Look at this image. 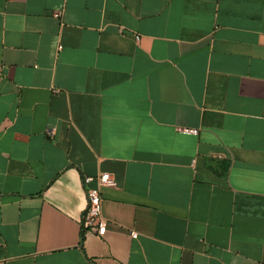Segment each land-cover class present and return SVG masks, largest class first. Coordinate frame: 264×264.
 Wrapping results in <instances>:
<instances>
[{"label":"crops","instance_id":"obj_1","mask_svg":"<svg viewBox=\"0 0 264 264\" xmlns=\"http://www.w3.org/2000/svg\"><path fill=\"white\" fill-rule=\"evenodd\" d=\"M0 264H264V0H0Z\"/></svg>","mask_w":264,"mask_h":264},{"label":"built area","instance_id":"obj_2","mask_svg":"<svg viewBox=\"0 0 264 264\" xmlns=\"http://www.w3.org/2000/svg\"><path fill=\"white\" fill-rule=\"evenodd\" d=\"M61 15L62 14L60 12L55 14L56 17ZM183 132L188 135H198L199 130L183 129ZM93 181L94 179L91 177L84 178V184H89ZM97 185L98 186L96 188H89L87 190V208L82 218V226L84 229L95 232L98 235H104L107 230V226L105 220L102 217L103 205L101 188H114L117 186V183L113 176L108 173H103L97 178ZM133 237L137 238V235L133 234Z\"/></svg>","mask_w":264,"mask_h":264}]
</instances>
